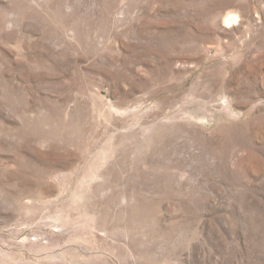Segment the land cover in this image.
<instances>
[{
  "label": "rangeland",
  "instance_id": "obj_1",
  "mask_svg": "<svg viewBox=\"0 0 264 264\" xmlns=\"http://www.w3.org/2000/svg\"><path fill=\"white\" fill-rule=\"evenodd\" d=\"M0 264H264V0H0Z\"/></svg>",
  "mask_w": 264,
  "mask_h": 264
},
{
  "label": "bare ground",
  "instance_id": "obj_2",
  "mask_svg": "<svg viewBox=\"0 0 264 264\" xmlns=\"http://www.w3.org/2000/svg\"><path fill=\"white\" fill-rule=\"evenodd\" d=\"M228 21H229V19L226 22H228Z\"/></svg>",
  "mask_w": 264,
  "mask_h": 264
}]
</instances>
